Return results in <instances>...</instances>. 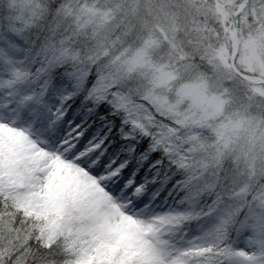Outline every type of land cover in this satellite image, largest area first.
Listing matches in <instances>:
<instances>
[{
  "label": "snow or ice",
  "instance_id": "1",
  "mask_svg": "<svg viewBox=\"0 0 264 264\" xmlns=\"http://www.w3.org/2000/svg\"><path fill=\"white\" fill-rule=\"evenodd\" d=\"M0 264H264V0H0Z\"/></svg>",
  "mask_w": 264,
  "mask_h": 264
}]
</instances>
